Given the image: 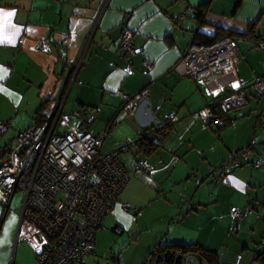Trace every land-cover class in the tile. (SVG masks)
<instances>
[{"label": "crops", "instance_id": "obj_1", "mask_svg": "<svg viewBox=\"0 0 264 264\" xmlns=\"http://www.w3.org/2000/svg\"><path fill=\"white\" fill-rule=\"evenodd\" d=\"M209 1L200 23L190 8H202ZM124 28L132 32L136 52L131 58L118 50ZM250 28L253 33L247 36ZM218 30L252 39L239 40L230 72L197 80L173 68L198 41L197 33L205 40ZM40 40L46 48H36ZM252 41H264V0H0V122H7L0 133V158L12 149L20 131L46 122L62 102L55 128L59 134L69 136L70 129H79L80 109L94 114L88 128L94 135H102L112 122L102 153L136 140L144 128L167 122L173 113L156 151L136 153L133 145L119 155L130 179L100 227L112 222L124 230L134 227L146 207L143 202L137 205L135 219L131 212L136 210L127 205L131 200L125 192L138 183L136 174L146 172L145 178L160 186L155 178L173 164L180 175L171 174L172 189L182 193L181 204L164 216L165 221L175 212L164 224L165 232L157 231L158 241L145 247L144 261L158 243H196L214 251L217 264H258L254 258L264 251V93L250 89L247 104L223 115L222 125H206L203 115L210 103L264 75V49L255 48ZM145 86L147 101L135 114L122 110L121 99L110 93L133 94ZM59 126L66 131L59 132ZM138 159L150 162L142 173L131 167ZM257 160L260 165L255 167ZM191 179L196 182L191 191L180 186ZM157 193L159 198L162 190ZM12 200L6 212L0 204V264H17L13 247L19 241L32 245L34 258L47 242H39V233L27 222L20 224V200L11 206ZM234 209L247 212L236 220ZM125 216L128 225L121 224ZM233 224L236 239L227 245L219 240V232ZM94 251L75 264L96 263ZM144 261L141 264H150Z\"/></svg>", "mask_w": 264, "mask_h": 264}, {"label": "built area", "instance_id": "obj_2", "mask_svg": "<svg viewBox=\"0 0 264 264\" xmlns=\"http://www.w3.org/2000/svg\"><path fill=\"white\" fill-rule=\"evenodd\" d=\"M190 11L196 12L194 8ZM244 40L251 43L249 38L241 39ZM238 42V39L225 34L211 43H192L173 68L197 80L222 76L233 68ZM35 46L46 48L42 40ZM253 46L264 49V41H257ZM118 50L126 58H131L136 52L132 32L127 28L121 32ZM250 89L263 94L264 75L249 86L234 89L207 105L203 109L204 123L222 125L223 115L247 104ZM148 92L146 86L133 94L110 91L121 99L122 110L131 114H135L138 107L147 101ZM62 103L56 105L46 122L20 131L12 149L0 158V204L9 205L14 194L21 192L20 224L27 222L47 240L36 254L37 264H75L92 252L96 230L112 211L130 179L119 155L134 142L102 153L100 147L110 134L112 122L108 123L102 135H94L88 128L95 117L86 109L77 112L78 130L70 129L69 136L55 132ZM173 118V113H170L167 121ZM163 124L158 122L155 127ZM6 129L7 122H0V133ZM155 140L159 141L160 137ZM253 165L258 167L260 161ZM149 167L146 160H139L135 171L143 172ZM123 209L130 208L123 205ZM246 212L247 209H234L232 216L239 220Z\"/></svg>", "mask_w": 264, "mask_h": 264}, {"label": "rangeland", "instance_id": "obj_3", "mask_svg": "<svg viewBox=\"0 0 264 264\" xmlns=\"http://www.w3.org/2000/svg\"><path fill=\"white\" fill-rule=\"evenodd\" d=\"M247 38L251 39L250 37ZM236 39L241 40L243 38L237 36ZM255 42L256 41H252V45H254ZM239 110H241V108L236 110L235 112ZM58 131L64 133L66 131V126H59ZM129 151L135 152L136 150L131 149ZM129 151H127L126 154H130ZM121 161L124 163L123 155L121 156ZM136 163V161H133V164L131 166L134 167V170L136 168ZM178 167L179 166L173 164H167V166H165V171H163L161 174L158 175V177L155 178V181H160L161 187L157 182H152L150 179L145 178L147 173L144 171L143 174H136V176L134 175L137 178L138 183L136 184L134 189L131 190V192H125V195H127L131 200V204L129 203L127 205L136 210V213L131 212L132 217H135L134 215L139 213V208L137 206L139 205V203L143 202L146 207L140 210L141 214L134 227H129V229L124 230L123 228H116V225L114 224L115 222H112L111 224H104V229L100 227L96 230V246L94 248V260L96 261V263L93 264H141L144 261L145 256L148 253L145 252V247L149 244L151 247L153 243H156V241H158L155 240L157 237V231H161V233L165 232L166 225L164 224L168 222L171 217L174 216L173 213L175 212H171L172 214H170V216H168L165 221L163 220L164 216L172 208L173 211H175V207L178 203L181 204L180 195H182V193L179 192L176 194L177 188L172 189L173 183L171 182L173 180H171L170 178L172 173L174 175H180ZM194 169H196V167H194ZM154 177L155 176L152 177L153 180ZM194 184H196V182L191 179L187 185L182 184L180 186L182 188H188L189 191H191V189L194 187ZM157 189L162 190V195L159 198L157 197ZM20 197L21 192H16L13 196L11 206L17 204V199L20 200ZM136 218L137 215L135 219ZM191 218L192 217H190V219ZM128 223L129 218L128 216H125L123 219V223L121 224L128 225ZM132 225H134V223ZM119 226L122 227L121 225ZM117 229H119V231H116ZM236 230L237 228L235 227V224L231 226L230 230L226 228L222 231L221 229V231L219 232V240L223 241L227 245L231 244V242L233 243L236 239ZM37 236L39 242H44L46 240V238L40 233L37 234ZM134 238L137 239L133 241ZM22 244L26 245L27 247L23 246ZM16 249L17 264H31V254H33V260L35 261V264H37L36 256L34 258V250L31 244H26L25 242L22 243V241H19L18 245L13 247L14 252L16 251ZM229 257L232 258L231 256ZM117 258H119L120 263L117 262ZM20 260H22L21 263ZM192 264L206 263L199 260H194L192 261Z\"/></svg>", "mask_w": 264, "mask_h": 264}, {"label": "trees", "instance_id": "obj_4", "mask_svg": "<svg viewBox=\"0 0 264 264\" xmlns=\"http://www.w3.org/2000/svg\"><path fill=\"white\" fill-rule=\"evenodd\" d=\"M209 3L204 4V6H202V8H195L196 9V13H195V18L200 20V23L203 22V16L205 15V13L208 10V6ZM225 33H227V35L233 37V34L230 32H225L224 30H218V32L215 34V37L213 38H207L205 40H201V36L199 35H195V41L193 43H211L213 41H215L217 38H220L221 36L225 35ZM253 33L252 28L249 29L247 36H251ZM250 93V91H249ZM238 110V109H237ZM37 124H42L41 122H38ZM170 128V123L164 122V124L161 127L156 128L155 125H151L148 126L146 128H144L139 136L137 137L136 140H133V145L136 146L137 148V152L136 153H142L144 155H150L151 153H153L154 151H156V149L160 146L159 142L162 139V137H164V135L166 134V132L168 131V129ZM160 140H155L156 138H159ZM129 143V142H128ZM131 145V146H133ZM129 146V147H131ZM128 147V148H129ZM249 146H247L245 149H248ZM3 206V210L4 212H6L7 207H9V205L7 206ZM2 220H0L1 222ZM166 250H170L173 251L175 253H183L184 255L187 254H191L193 256L196 257V260L198 261H202L206 264H217L218 263V255L214 252V251H210L208 249H205L204 247L196 244V243H187V244H156L154 247V250L152 252L149 253V255L147 256L146 260L144 261L147 262V260H152V258L157 254V253H161L163 251ZM254 260L258 263V264H264V251L258 253ZM146 264V263H145Z\"/></svg>", "mask_w": 264, "mask_h": 264}, {"label": "water", "instance_id": "obj_5", "mask_svg": "<svg viewBox=\"0 0 264 264\" xmlns=\"http://www.w3.org/2000/svg\"><path fill=\"white\" fill-rule=\"evenodd\" d=\"M195 13L192 14L195 15ZM169 259H171L169 264H192V261L196 260V257L191 254L184 255L183 253L166 250L156 254L150 264H168L166 261Z\"/></svg>", "mask_w": 264, "mask_h": 264}, {"label": "flooded vegetation", "instance_id": "obj_6", "mask_svg": "<svg viewBox=\"0 0 264 264\" xmlns=\"http://www.w3.org/2000/svg\"><path fill=\"white\" fill-rule=\"evenodd\" d=\"M164 252V251H163ZM162 253V252H161ZM158 254V253H157ZM152 260H153V258H152ZM152 260H150V262L149 263H151L152 262ZM171 261V259H169V260H167L166 262L169 264V262Z\"/></svg>", "mask_w": 264, "mask_h": 264}, {"label": "snow or ice", "instance_id": "obj_7", "mask_svg": "<svg viewBox=\"0 0 264 264\" xmlns=\"http://www.w3.org/2000/svg\"><path fill=\"white\" fill-rule=\"evenodd\" d=\"M6 15L10 17L12 14H11V13H8V14H6Z\"/></svg>", "mask_w": 264, "mask_h": 264}]
</instances>
